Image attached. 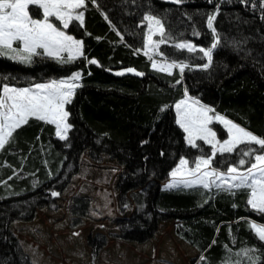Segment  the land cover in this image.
Wrapping results in <instances>:
<instances>
[{
  "label": "trees",
  "instance_id": "16d2710c",
  "mask_svg": "<svg viewBox=\"0 0 264 264\" xmlns=\"http://www.w3.org/2000/svg\"><path fill=\"white\" fill-rule=\"evenodd\" d=\"M85 5L83 23L73 20L66 30L82 41V57L67 64L43 56L31 64L0 57V96L3 85L32 87L80 74V86L67 105V139L57 136L52 123L29 118L0 148V264H33L12 230L25 217L6 207L40 197L39 209L57 211L86 153L95 162L106 156L124 169L117 183L122 215L131 206L124 190L144 185L151 169L159 180L151 190L150 221L120 223L118 239L145 243L161 223L174 222L176 235L199 253L191 264H264V241L250 227L264 224V214L248 204L249 189L163 185L182 159L193 165L207 158L217 170L234 166L244 172L255 155L264 154L254 144L215 156L202 140L193 147L177 123L176 110L189 95L264 139V0H86ZM29 11L40 18L31 6ZM147 15L162 21L165 43L160 53L166 60L187 64L183 73L152 68L144 51ZM211 16L215 32L207 27ZM53 22L63 29L59 21ZM182 41L212 50L210 64L199 50L177 48ZM211 126L220 140L228 139L220 124ZM249 148L256 151L243 156L242 150ZM241 159L246 163L240 165ZM90 209L89 199H73V227L81 225ZM88 244L95 261L107 238L90 235Z\"/></svg>",
  "mask_w": 264,
  "mask_h": 264
},
{
  "label": "snow or ice",
  "instance_id": "6c2138e0",
  "mask_svg": "<svg viewBox=\"0 0 264 264\" xmlns=\"http://www.w3.org/2000/svg\"><path fill=\"white\" fill-rule=\"evenodd\" d=\"M30 6L32 12L40 18H33L29 11ZM79 9H86L85 0H0V57H7L25 64H31L33 58L38 56L51 58L61 64L71 63L76 56L83 55L82 42L67 35L52 20L59 21L63 28H67L73 20L82 24L83 11H77ZM145 19L149 22V44L154 50L158 49L159 44L165 43L164 26L155 17L148 16ZM214 19L215 16L207 19V27L213 32H215ZM157 34L161 39L154 42L152 36ZM217 43H219L218 38ZM176 47L187 49L189 52L196 50L190 43L178 44ZM215 47L214 43L212 48ZM199 51L203 52L211 62V50L205 51L200 48ZM65 52L69 53L67 57L62 55ZM149 58L151 59V57ZM89 62L97 63L95 60ZM152 66L153 68L157 67L155 61ZM185 67L187 65H178L173 62L161 66L160 70L169 71L172 68H179L180 73H183ZM129 71L134 70L129 69ZM136 74L142 75L141 73ZM117 75H123V73H117ZM79 79L80 74L74 73L67 80H52L29 88L18 89L3 85L2 96H0V148L8 143L15 129L28 123L29 118L55 124L56 134L61 139H67L66 133L70 125L66 123L69 114L65 111L64 106L71 102L75 88L80 86L75 83ZM196 105H199V101H192L191 104L181 101L176 105L180 116L177 123L188 134V143L193 147H197V140L211 144L212 156H215L216 153L233 152L242 144L258 145L260 150H264V139L258 138L218 114L214 117L208 115L210 112H214V109L203 105L196 107ZM213 119L220 121L227 128L230 137L228 140L220 142L216 139V133L208 127ZM255 151L256 149L251 148L242 150V155L251 156ZM254 161L248 168L247 174L238 172V169L233 167L228 169L227 176H222L214 171L204 172L197 179L174 180L166 187L173 189L183 185L191 188L199 183L204 188H209L213 182L205 178L217 176L224 181L223 184H216L219 189L226 191H231L232 188L250 189L251 198L248 200V204L253 210L264 214V154L255 155ZM210 163L211 159L202 158L196 162L195 169L190 170L187 168L188 161L182 159L181 167L173 171L172 176L183 175L184 172L196 176L202 167L206 168ZM245 163L244 159L239 161L240 165ZM229 180L233 183L229 184ZM52 195L56 196L59 193L54 192ZM250 227L255 231L258 239L264 241V226L253 223ZM253 264H259V262L254 261Z\"/></svg>",
  "mask_w": 264,
  "mask_h": 264
},
{
  "label": "rangeland",
  "instance_id": "374dc122",
  "mask_svg": "<svg viewBox=\"0 0 264 264\" xmlns=\"http://www.w3.org/2000/svg\"><path fill=\"white\" fill-rule=\"evenodd\" d=\"M77 11H82V9ZM148 16L152 15H147L146 17ZM33 18L35 17L33 16ZM155 18L158 19L157 17ZM147 24H149L148 21ZM68 27H62L63 29L61 30L67 35L73 37L74 40L81 41L67 33L66 30ZM153 28H155V25H153ZM148 34L149 27L146 32L144 51L149 57H151L153 62L155 61L157 64L155 69L160 70L161 66L173 63L172 61L166 60L162 57L160 53V47L162 44H159L158 49H153L152 45L149 44ZM160 39L161 37L158 34L152 36V40L154 42H158ZM184 43L192 44L196 50L201 48L196 46L192 41L177 42L176 45ZM204 50L208 51L206 49ZM62 55L68 56L69 53L65 52L62 53ZM73 55L75 54L73 53ZM80 57H82V55L76 56V58ZM174 63L178 65H187L179 62ZM175 70H179V68H172L165 72H174ZM75 83L80 84L78 81H75ZM77 88H75L74 94ZM73 97L74 95L71 97V100ZM182 101H187L188 104H191L192 101L196 100L187 95ZM67 105L68 103L64 106L65 111H67ZM199 105L201 104L199 103ZM199 105H196V107ZM177 114L179 120L180 116L178 111ZM208 115L214 117L217 113L210 112ZM224 118L229 120L226 117ZM214 122L220 124L228 132L223 123L213 119L212 123ZM66 123L69 125L68 117ZM212 123L209 124L208 127L215 132L211 126ZM70 129L71 127H69L66 133L67 137ZM229 138L228 133V139ZM216 139L223 142L220 140L217 133ZM200 159L202 158H198L193 165H191L187 159L183 160L188 161L187 168L191 170L195 169V164ZM180 167L179 163L173 171H176ZM123 171L124 169L122 167L106 156L102 158V162H95L90 159L89 154L86 153L81 159L79 172L73 177L71 185L58 200L60 208L57 211L39 209L40 197H33L25 202L15 203L6 207L16 215L25 217L24 220L15 222L12 226V230L21 244L23 251L29 255L33 264H191L192 259L197 257L199 253L195 248L182 241V239L176 235L174 222L161 223L154 238L145 243L128 242L116 237L118 234L117 226L122 222L131 221L146 223L150 221L151 190L159 182L155 170L151 169L150 177L144 185L124 190L122 193L131 200V206L127 213L122 215L120 213L119 204L121 192L117 189V183L119 176ZM212 171L219 173L222 176L228 175V170H217L213 168L210 163L208 167H202L196 176H191L188 175L187 172H184L183 175L173 177L171 173V179L168 182L163 183V185H168L174 180H194L201 177L204 172ZM238 172H240V170H238ZM241 173L247 174V170ZM205 179L213 182L210 184L209 188H204L199 183L195 184L193 187H201L206 190L214 188L226 191L216 187V184L224 183V181L217 176H211ZM228 183L231 184L233 181L229 180ZM232 190L238 189L232 188L231 191ZM75 197L87 198L91 201V209L88 216L83 218L81 225L77 227H73L72 225L73 219L70 212L73 205V199ZM34 209L37 210L34 219L28 220V216L32 215ZM254 223L259 226H264V224ZM98 234L106 236L107 244L103 250L100 251L98 258L95 261H92V251L88 244V237L90 235L95 236Z\"/></svg>",
  "mask_w": 264,
  "mask_h": 264
},
{
  "label": "crops",
  "instance_id": "0c3cea01",
  "mask_svg": "<svg viewBox=\"0 0 264 264\" xmlns=\"http://www.w3.org/2000/svg\"><path fill=\"white\" fill-rule=\"evenodd\" d=\"M85 2H86V0H85ZM83 18H84V16H83ZM82 45H83V43H82ZM82 53H83V47H82Z\"/></svg>",
  "mask_w": 264,
  "mask_h": 264
},
{
  "label": "built area",
  "instance_id": "2783aa9c",
  "mask_svg": "<svg viewBox=\"0 0 264 264\" xmlns=\"http://www.w3.org/2000/svg\"><path fill=\"white\" fill-rule=\"evenodd\" d=\"M157 71H161V70H158V69H156ZM163 72V71H162Z\"/></svg>",
  "mask_w": 264,
  "mask_h": 264
},
{
  "label": "water",
  "instance_id": "95a60500",
  "mask_svg": "<svg viewBox=\"0 0 264 264\" xmlns=\"http://www.w3.org/2000/svg\"><path fill=\"white\" fill-rule=\"evenodd\" d=\"M56 196H59V195H56Z\"/></svg>",
  "mask_w": 264,
  "mask_h": 264
}]
</instances>
